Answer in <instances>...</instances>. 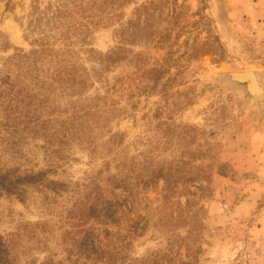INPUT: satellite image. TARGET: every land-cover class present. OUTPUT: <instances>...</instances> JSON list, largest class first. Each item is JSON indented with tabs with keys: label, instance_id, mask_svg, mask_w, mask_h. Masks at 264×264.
I'll use <instances>...</instances> for the list:
<instances>
[{
	"label": "rangeland",
	"instance_id": "rangeland-1",
	"mask_svg": "<svg viewBox=\"0 0 264 264\" xmlns=\"http://www.w3.org/2000/svg\"><path fill=\"white\" fill-rule=\"evenodd\" d=\"M0 264H264V0H0Z\"/></svg>",
	"mask_w": 264,
	"mask_h": 264
},
{
	"label": "water",
	"instance_id": "water-1",
	"mask_svg": "<svg viewBox=\"0 0 264 264\" xmlns=\"http://www.w3.org/2000/svg\"><path fill=\"white\" fill-rule=\"evenodd\" d=\"M227 78L236 86H241L250 96L261 93L257 75L252 71L231 72L227 74Z\"/></svg>",
	"mask_w": 264,
	"mask_h": 264
}]
</instances>
